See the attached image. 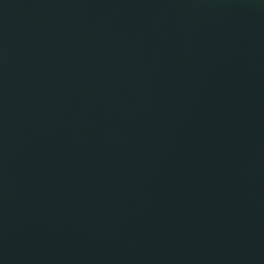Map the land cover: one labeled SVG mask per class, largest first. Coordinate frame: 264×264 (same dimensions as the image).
Segmentation results:
<instances>
[{
  "label": "water",
  "instance_id": "95a60500",
  "mask_svg": "<svg viewBox=\"0 0 264 264\" xmlns=\"http://www.w3.org/2000/svg\"><path fill=\"white\" fill-rule=\"evenodd\" d=\"M0 264H264V0H0Z\"/></svg>",
  "mask_w": 264,
  "mask_h": 264
}]
</instances>
